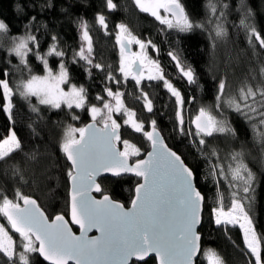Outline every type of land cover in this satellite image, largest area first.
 <instances>
[{
    "label": "snow or ice",
    "instance_id": "obj_1",
    "mask_svg": "<svg viewBox=\"0 0 264 264\" xmlns=\"http://www.w3.org/2000/svg\"><path fill=\"white\" fill-rule=\"evenodd\" d=\"M133 2L140 12L158 21L166 35L174 32L178 42L182 35L207 31L215 51L219 42L228 43L234 29L237 36L243 32L246 47L238 48L235 56L229 53L222 75L212 74L213 104H200L186 119V106L196 103L197 97L185 96L182 88L174 83L161 58L162 48L151 37L144 39L126 24L117 23L119 66L108 65L105 69L103 63L94 59L93 37L85 18L77 16L74 21L81 37L79 44L66 45L59 33L49 28L48 22H38L34 11L30 13L24 5L15 3L17 13L24 16L21 34L12 35L10 23L0 17V38L11 41L6 46V65L0 69V111L12 124L0 138V163L14 161L10 168L4 169V178L11 172L17 183L50 179L47 150L41 151L40 146L26 150L15 130L17 94L30 105L33 113L42 112L41 105L59 110L66 106L73 121L81 119L75 109L86 110L91 120L79 127L59 123L62 133L58 148L66 160L70 182L64 210L50 216L19 186L14 196L0 189V218L7 221V224L0 222V264H149L150 261L152 264H199L202 233L198 226H204V211L211 198L201 190L200 181L207 182L210 177L216 195L208 211L209 226L214 224L218 230L230 234L229 226L238 225L245 255L254 257V264H264V231L258 230L252 216L258 177L248 162L252 155V148L248 147L250 129L252 147L258 146L264 166V25L258 27L256 10L248 0H237L234 10L239 15V23L232 21L231 29L232 0H205V14L199 17L189 12L184 0ZM105 4L109 11L118 7L114 0H105ZM27 7L35 10L36 4L28 0ZM70 8V4L62 5L61 12L71 16ZM46 9H55L54 0L40 4V13ZM95 19L107 34L104 12L97 11ZM41 27L45 29L43 35L50 32V42L42 41ZM133 45L138 50H133ZM151 51L156 55H150ZM180 51L169 43L167 57L174 62L179 78L186 81L189 90L200 87L195 65L182 57ZM13 56L18 64L12 63ZM33 56L38 62L35 66ZM53 63L57 66L53 67ZM7 65L21 73L15 86ZM73 65L83 67L90 77L93 68L106 70L108 83L95 94V102L83 84L74 82ZM130 81L140 93L138 98L143 100L144 116H138L123 102L124 90ZM160 87L171 100L172 132L181 142L187 140L196 149L198 155L192 161L166 143L152 93L146 90ZM162 107L168 109L169 104L166 102ZM114 113L121 115L114 117ZM233 113L248 127L234 123ZM162 114L167 116L168 112ZM146 124H150V130L145 128ZM128 128L142 134L149 148L125 138ZM237 141L239 147H236ZM142 152L146 155L142 156ZM20 154V159H15ZM101 174L110 175L102 177ZM125 177L134 178L129 189L130 207L114 198L100 182L107 179L115 184ZM224 184L228 189L227 203ZM93 190L99 197L92 195ZM74 226L79 228L78 235ZM93 229L98 236L88 235ZM13 233L18 234L19 241ZM204 256L209 264H228L226 258L211 249H204ZM249 264H253L251 259Z\"/></svg>",
    "mask_w": 264,
    "mask_h": 264
},
{
    "label": "trees",
    "instance_id": "obj_2",
    "mask_svg": "<svg viewBox=\"0 0 264 264\" xmlns=\"http://www.w3.org/2000/svg\"><path fill=\"white\" fill-rule=\"evenodd\" d=\"M21 3L27 8L28 12H35L38 15L39 21H46L49 24L51 30L59 33L61 40L66 45H78L81 37L77 30V24L74 22L77 16L85 18L89 22L90 34L93 37V44L95 49L94 59L96 62L103 63L105 69L108 65L113 68H118L119 48L116 44L115 33L118 31L116 28L117 23H124L128 28L136 35L142 36L147 39L151 37L155 42L160 44L162 48L161 58L164 62L169 74L173 77L174 83L180 86L185 94L195 95L197 101L194 104L186 106L188 117L190 114H194L200 104L210 105L214 102L213 92V80L212 74H223L224 61L228 58L229 53L235 56L238 48L246 47V41L243 32L238 36L234 29H231L232 21L239 23V15L235 12L234 6L237 0H232L233 12L229 17V27L231 29V39L227 44L219 42L218 48L213 51L211 43L208 37V32L203 33L197 31L191 36H181L180 41L176 39V34L173 32L170 35H166L161 31V25L158 21H155L147 13H142L134 5L133 0H114V3L118 7L112 11H109L106 7L105 0H54L55 9H46L44 13H40L39 6L41 3H46L47 0H32L36 4V9L28 8V0H0V17H4L11 25L12 35H19L23 32V20L22 13L18 14L15 9V3ZM189 12L194 17L203 16L205 14V0H184ZM249 4L256 10L257 25H264V2L262 0H248ZM71 5L69 9L71 16L65 15L61 12V6L67 7ZM97 11H103L108 21V33L99 26L96 22L95 14ZM45 29L40 28L42 35V41L50 42V32L48 35H43ZM169 43L173 48L181 50L180 54L186 58L187 61H191L200 77V87L193 86L189 90L186 81H182L179 78L178 71L174 67V62L170 61L167 57V51L169 50ZM6 44L0 45V69L5 67L6 61L4 57L7 56ZM47 47V43L44 44ZM71 49H68V55L71 56ZM150 55L155 56L154 51L150 52ZM34 66L38 64L35 57H32ZM12 63L18 64L19 61L13 56ZM14 77L13 86L17 80L21 78V73L16 69H13L11 65H7ZM57 65L53 63V67ZM22 67V66H21ZM211 69V71H210ZM42 71V68H41ZM23 75H27L25 72ZM116 75H119L117 72ZM74 82L83 84L89 92L90 99L95 102V94L102 90L103 85L108 83L105 80L106 70L102 72L99 69H92V76L84 71L83 67L73 65ZM134 82H129L128 88L124 90L123 102L128 107L136 111L138 116L146 115V110L143 109V100L140 97V93L133 87ZM146 83V81H145ZM112 86L115 89V82H112ZM152 93V97L155 101V111L157 113V119L160 127L164 129L163 135L166 143L174 150H178L185 154L187 160L192 161L196 153V149L190 142L185 140L181 142L180 139L172 132V124L169 120V116L173 115L171 111V100L166 94V90L162 87L158 89H146ZM107 96L106 93H104ZM111 99V98H109ZM33 103H36L35 98H32ZM169 104V108L162 107L165 103ZM114 103V100H113ZM43 109L40 113H33L30 105L23 100L18 94L15 97V130L19 137L24 141L26 150L36 148L40 146L41 151L47 150V155L50 161V179L28 183L14 182L11 177V172L7 178H4L3 173L5 168H10V165L14 161H9L8 164L0 163V189L6 190L10 196H14V190L17 186L28 195L33 196L41 207L45 210L46 214L54 216L56 212L65 209V199L68 193V177L67 168L65 167L66 160L63 154L59 152L58 139L62 133V128L59 123H73L76 126H82L90 121V116L86 110L75 109V112L80 115L81 119L73 121L71 119V113H69L66 107L63 110L49 109L47 106H40ZM191 109V112H189ZM167 111L168 115L165 116L162 113ZM120 113H114V117H120ZM234 123L238 126L247 128L248 125L245 122L232 114ZM120 123L123 124V119H120ZM31 125V126H30ZM150 124H146L147 129ZM11 122L8 121L6 114L0 111V138L6 134L8 127H11ZM127 127V126H125ZM35 129V132H33ZM252 133L248 131V147L252 148V155L248 157L249 166L257 173L258 182L256 184V204L252 209V216L256 221L259 231H264V166L260 162V153L258 146L252 147ZM125 138L129 139L131 143L137 146H143L145 149L149 148V144L144 140L142 134L133 132L130 128L125 132ZM122 145V144H121ZM120 145V146H121ZM220 147L223 148L224 144L221 142ZM236 147H239V141L236 142ZM145 152H142L143 156ZM18 155L15 159H20ZM252 157H256L253 159ZM201 169H203V162L200 163ZM106 189H109L114 198L121 200L127 206L130 200L129 189L133 187L134 178L125 177L122 180L113 184L110 180L102 179L100 181ZM201 190L206 196L211 197L207 200L208 208L204 211V226L199 230L202 233V249L199 257V264H206L204 258V249H211L213 252L228 260V264H249V259L253 261L254 258L250 255H245L246 250L243 247L242 234L239 228L229 226L231 229L230 234H225L223 230H218L214 224L209 226L208 223V211L213 204V198L215 197V189L212 187L211 177L207 182L203 179L200 181ZM224 196L225 202H228V189L227 184H224ZM0 222L5 224L6 221L0 218ZM14 234V233H13ZM14 238L19 241V236L14 234ZM46 264V263H44ZM149 264H152L150 261Z\"/></svg>",
    "mask_w": 264,
    "mask_h": 264
},
{
    "label": "water",
    "instance_id": "obj_3",
    "mask_svg": "<svg viewBox=\"0 0 264 264\" xmlns=\"http://www.w3.org/2000/svg\"><path fill=\"white\" fill-rule=\"evenodd\" d=\"M88 122H90V121H88ZM88 122H87V123H88ZM100 126H102V124H101ZM147 130H150V125L148 126ZM193 131H194V127H193ZM144 155H146V153H145ZM144 155H143V156H144ZM101 175H102V177H103V176H108V175H110V174H101ZM67 183H68V190H69V188H70V182L67 181ZM92 195L99 197V194L96 193L95 190H93ZM21 203H22V201H21ZM127 206L130 207V203H129ZM4 220H5V219H4ZM5 221H6V220H5ZM6 223H7V221H6ZM198 228L200 229V226H198ZM9 229H10V226H9ZM74 230H75L76 234L78 235V234H79V228H78V226H74ZM16 235H18V234H16ZM88 235H89V236H98L99 233H98L95 229H93L92 231H90V232L88 233ZM200 254H201V252L198 254L199 257H200ZM40 259L42 260L43 258L41 257ZM44 263L47 264V262H44ZM70 264H72V262H70Z\"/></svg>",
    "mask_w": 264,
    "mask_h": 264
},
{
    "label": "rangeland",
    "instance_id": "obj_4",
    "mask_svg": "<svg viewBox=\"0 0 264 264\" xmlns=\"http://www.w3.org/2000/svg\"><path fill=\"white\" fill-rule=\"evenodd\" d=\"M1 44L10 45V44H11V41H10V40H4L3 38H0V45H1ZM133 50H138L136 45H133ZM34 98H35V97H34ZM65 107H66V106H65ZM117 114H118V113H117ZM185 118L188 119L187 108L185 109ZM90 119H91V117H90ZM120 147L123 148V145H121ZM235 227L239 228L238 225L235 226ZM204 258H205L206 264H209L208 259H207L205 256H204ZM253 258H254V257H253ZM254 259H255V258H254Z\"/></svg>",
    "mask_w": 264,
    "mask_h": 264
}]
</instances>
